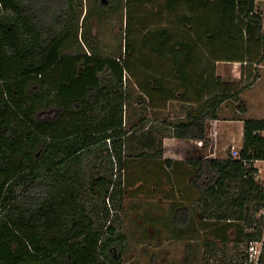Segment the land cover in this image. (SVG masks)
Segmentation results:
<instances>
[{
	"label": "trees",
	"instance_id": "obj_1",
	"mask_svg": "<svg viewBox=\"0 0 264 264\" xmlns=\"http://www.w3.org/2000/svg\"><path fill=\"white\" fill-rule=\"evenodd\" d=\"M79 1L0 0V264H125L126 237L119 217L125 181L114 169L122 171L127 164L125 145L131 130L124 126V107L132 94L124 79L132 64L88 50L63 52L77 42ZM122 1H99L97 17L120 11ZM180 1L166 0V7L176 9ZM257 1H195L204 16L212 15L206 19L209 24H219L220 40L227 36L236 52L218 59L209 56L242 64L249 78L234 89L218 77L217 93L173 127L175 138L203 140L204 153L210 143L209 123L219 119L221 106L234 101L246 113L241 95L261 77L264 33ZM147 2L125 0L129 56L135 53L127 40L133 35L129 13ZM142 27L141 43L149 45L148 34L156 32L146 23ZM87 37L91 50H97L94 37ZM157 38L167 42L170 36ZM171 49L183 75L188 61L183 44ZM262 130L264 120L244 121L241 159L228 154L187 161L195 172L189 184L198 194L201 220L250 228L252 232L243 231L242 241L263 242L259 264H264L263 222L257 218L264 219V183L244 161L264 159V137L255 134ZM162 153L144 150L138 156ZM238 245L228 256L205 242L210 257L204 264H214V257L217 264H244L248 255H242Z\"/></svg>",
	"mask_w": 264,
	"mask_h": 264
},
{
	"label": "rangeland",
	"instance_id": "obj_2",
	"mask_svg": "<svg viewBox=\"0 0 264 264\" xmlns=\"http://www.w3.org/2000/svg\"><path fill=\"white\" fill-rule=\"evenodd\" d=\"M99 1L101 0H81L76 4L75 7L77 14L80 17V24L78 25L77 36L74 37L73 41L76 40L77 42H73L68 48L64 49L63 52L70 54L77 50L79 52H86L88 50L91 53L105 57L119 58L121 60L126 59L127 61L130 60L132 70L125 73V77L128 76L132 79L139 78L143 81L146 80L151 83L153 77L157 75L155 69L151 66L154 64V61H161V59L158 58L154 52L150 51L147 43H141L142 36L145 34L142 24L146 23L147 28L151 27V31L153 32L161 28L173 29L175 33L173 40L183 41V12H186V6L183 5L182 2L176 9L169 10L166 7V1L148 0L143 8H140L139 10H133L132 8L129 13V23L130 29L133 31V35L129 36L127 40L132 49H135V53L134 55L129 56L125 53V40L127 38L125 0L122 1V8L120 11L114 14L102 16L101 18L97 17L95 12ZM103 4H107L106 0H104ZM208 17H212V15H208L206 18ZM88 35L94 37L93 41L95 42L93 44H96L95 47L97 46V50H91L89 45L91 43L88 40ZM148 36L149 40L153 37L150 34H148ZM235 53L236 52L232 51L231 55L233 56ZM224 54L227 55L228 53L225 52L222 56ZM165 55L169 56L168 58L165 57L168 62L166 64L169 65V62L175 59V57H173L175 55L172 53V49L169 45L166 47ZM226 70L230 74V79L228 81L234 85V89H238L249 81V78L245 79V66L240 63H235L232 67L226 68ZM261 75L262 78L256 87L253 90L246 92L241 99L247 100L250 104L251 115L249 116L251 117H256V114L258 113L257 111L264 112V69L262 70ZM126 83L132 94V98L129 99V102L131 101L134 103L135 101L138 103L140 99L139 97H141L139 90L133 85L132 81L130 83L129 78ZM141 86L143 89L144 86L146 87L145 84ZM181 92L182 91H179L174 94H176L175 96L178 98L182 94ZM129 102L128 106L130 104ZM258 108L261 109L258 110ZM185 113L186 112L183 111V116H186ZM127 116L128 124L127 127H125L127 130H134L135 133H142L141 131L143 130L148 131V127H132L135 123H138V121H145L143 120V115H141V117L137 115L134 116L132 110L130 112L128 110ZM154 118L157 117L154 116ZM165 118L168 117L162 116L160 119L164 120ZM184 118L186 117H183V119ZM168 130L171 132V129ZM215 133L216 135L219 134L218 127H215ZM168 138L170 143H180V145L177 147L170 146L169 148L162 145L163 152L166 151L163 153L164 155L162 156V161L159 162L154 159L155 161L151 160L150 162L152 163V168H156L155 162H158L162 164L164 170L178 175L179 179H177L178 183H176V186L183 189V196L180 194H171V192H169V190H171L170 185H164L163 182V185L158 186V190L164 196H153V203L145 202V199L143 200V203L138 200L135 188L139 184V180L133 177L131 167L134 162L142 160L138 155L148 149L144 146L138 147L137 144L135 148H133L132 141L129 142L126 149L127 164L125 168L121 171L119 167L116 166L114 169V174L119 175L120 172H122V176L125 181L123 211L119 214L121 225L120 231L126 237L124 263L204 264L205 259L210 257V254L204 247V243L207 241L217 245V252L219 253L220 250V255H222L223 251H225L228 256L232 255L233 251L236 249L235 245L239 241L237 248L242 255H245L248 251L249 245L242 241V234L244 233L243 231L252 232L250 228L245 229L242 224H231L227 226L213 221H203L200 218L198 206L195 204L198 200V194L189 184V181L195 172L187 165V161L205 156L206 153L202 152V150H200V148L193 143L188 144L183 142L182 145L179 139L176 138L177 140L171 142L172 137ZM128 141L129 140L126 141V146ZM217 144L218 150H222V154L219 152L218 157H227V148L233 143L226 145V150H223L224 146H220V139H218ZM234 144L239 147L241 146L236 142H234ZM182 146L183 152L181 151ZM159 149H161V147H153L152 150H150L157 152ZM169 155H173V158H170L171 156ZM169 161L172 162V165L168 164ZM175 162L176 164L174 165ZM154 168L152 171H154ZM146 181L147 180H144L142 185L145 190L151 188L149 184H145ZM260 181L261 183H264V172L261 174ZM151 182L154 183L155 180H152ZM154 200H157V202ZM107 204L110 206L109 202H107ZM182 205L183 209L187 208L185 217L183 216L182 239H174L172 237L174 235V231H176L175 227L172 226H167L163 229L164 231L161 230L158 237H149L148 228H142L136 225L134 213H138L140 210L147 208L148 206L164 213L165 219H168L174 218L176 208ZM257 218L263 222L261 229H263L264 232V219H260V216H257ZM213 262L214 264H217L218 259L214 257Z\"/></svg>",
	"mask_w": 264,
	"mask_h": 264
},
{
	"label": "crops",
	"instance_id": "obj_3",
	"mask_svg": "<svg viewBox=\"0 0 264 264\" xmlns=\"http://www.w3.org/2000/svg\"><path fill=\"white\" fill-rule=\"evenodd\" d=\"M195 1L200 0L180 1V3L183 2V5L186 6V12H183V41L173 40V36L175 35L173 29L161 28L154 31L156 32L155 36L151 34L153 37L150 39L148 45L149 49L152 51L151 48H153L152 52L161 59V61H154V64L151 66L155 69L157 74L153 77L152 82L149 83V81H146L145 79V81H143L139 78L132 79L128 76L124 79L126 83L129 78L130 83L132 81L133 85L139 90L141 96L139 97L140 99L138 103L130 101L129 106L128 103L125 105L124 111L126 120L124 126L127 127L128 124V110L129 112L132 110L134 116L137 115L141 117V115H143V120H145L138 121V123H135L132 127H148V131L143 130L141 131L142 133H135L134 130H131L127 139L129 140L127 147L130 141L133 142V148H135L136 144L138 147L150 145L152 148L161 147V149L162 145H165L168 148L170 146H179L180 143L173 144L169 142L168 137H172L171 142L178 139L173 136V127H175L177 123L182 122L183 117H186L194 108L207 101L209 96L217 93L219 83L218 77L221 78L224 83L230 82L228 81L230 79V74L227 72L226 68L232 67L235 62L214 60V57L209 56V53L218 59L226 52L228 53L226 57H228L229 53L234 51L233 43L228 39L226 40L227 36L220 40L219 24L215 25L216 22L214 21L213 24L211 23L212 25L209 24L206 20L207 18L204 16V10L199 8V6L195 4ZM222 1L223 0H212V2L218 3H221ZM256 5L262 15L264 33V0L257 1ZM149 30L151 31L152 29L150 28ZM157 34L170 36V39L166 42L164 39L157 38ZM211 36L215 37L210 39L209 37ZM175 43L183 44V54L188 57V61L184 65L183 75L177 71L174 60L169 62V65L166 64L168 62L165 57H169L165 55L166 47L168 45L171 47ZM178 48L181 49L182 46H178ZM156 49L158 52H156ZM263 69L264 63L260 66V74ZM261 78L262 75L250 89L246 90L241 95V99L246 92H249L256 87ZM144 84L146 87L144 86L143 89L141 85ZM179 91H182V94L177 98L174 93H178ZM241 101L246 105V113H241L238 110L237 102L227 101L221 106L219 119L213 120L209 123V127H218L219 134L217 135V139H220L221 147L224 146V148H226V145L230 143L234 144V142L239 145L242 144L244 121L246 119L264 120V112L261 111L256 110L258 112L256 117L249 116L251 115L250 104L245 99ZM260 109L258 108V110ZM183 111L186 112V116H183ZM154 116L157 118H154ZM162 116L168 118L161 120L160 118ZM168 129H171V132ZM179 140L182 145L183 142L194 144L192 141ZM152 148L150 149L152 150ZM126 149L125 145V152ZM151 150L146 151L150 154H154ZM181 151L183 152V146ZM163 153L161 156L158 155L141 158L142 160L134 162L131 167L133 177L139 180V184L135 188V193H137L136 197L142 203L144 199L145 202L153 203L152 197L156 195L164 196L158 190V186L163 185V182L164 185H170L171 190H169V192H171V194H180L183 196V189L176 186V183H178L177 179H179L177 174L169 173V171L164 170L162 164L158 162H155L156 168L153 167L154 171H152L153 168L150 161L155 159L161 162L162 156L164 155ZM169 156H171L170 158H173V155ZM168 164L172 165V162L169 161ZM175 164L176 162L174 165ZM142 180H147L145 184H149L151 188L145 190L142 186ZM152 180H155V182H151ZM154 201L157 202V200ZM175 211L174 218L165 219L164 213L148 206L147 208L140 210L138 213H134V217L138 227L148 228L149 237H158L161 230L167 226H172L176 229L172 237L174 239H182L183 205L176 208Z\"/></svg>",
	"mask_w": 264,
	"mask_h": 264
},
{
	"label": "built area",
	"instance_id": "obj_4",
	"mask_svg": "<svg viewBox=\"0 0 264 264\" xmlns=\"http://www.w3.org/2000/svg\"><path fill=\"white\" fill-rule=\"evenodd\" d=\"M255 134L260 135L261 137H264V130L262 131H258ZM217 135L215 133V127H210L209 130V138H210V143L208 145V149L206 151V158H222V157H218L219 152L222 154V150H218V139H217ZM110 141V140H108ZM110 143V142H109ZM194 144L198 147V148H203L204 147V141L200 140V141H195ZM241 146H237L236 144H231L230 146H228L227 150V156L228 154H230L232 156V158L234 159H241V155L240 152L242 150V146H243V142L242 144H240ZM218 150V152H217ZM223 150H226L225 148ZM223 159V158H222ZM245 165L247 167H253L254 169L257 170V180L260 181L261 178V174L264 172V159L261 160H254L251 162H247L244 161ZM261 182V181H260ZM263 250V242H252L250 243L249 247H248V251H247V255L248 258L246 260V262L244 264H259V260H260V256Z\"/></svg>",
	"mask_w": 264,
	"mask_h": 264
}]
</instances>
